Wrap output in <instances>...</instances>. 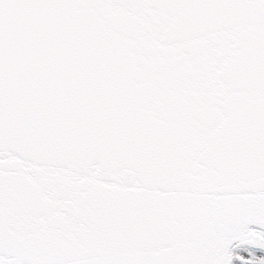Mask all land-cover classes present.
<instances>
[{"label":"snow or ice","instance_id":"1","mask_svg":"<svg viewBox=\"0 0 264 264\" xmlns=\"http://www.w3.org/2000/svg\"><path fill=\"white\" fill-rule=\"evenodd\" d=\"M0 264H264V0H0Z\"/></svg>","mask_w":264,"mask_h":264}]
</instances>
